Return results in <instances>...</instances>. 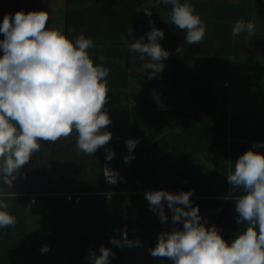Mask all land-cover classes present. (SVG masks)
I'll use <instances>...</instances> for the list:
<instances>
[{
	"label": "crops",
	"instance_id": "1",
	"mask_svg": "<svg viewBox=\"0 0 264 264\" xmlns=\"http://www.w3.org/2000/svg\"><path fill=\"white\" fill-rule=\"evenodd\" d=\"M180 2L191 3L206 25L199 44L185 43V32L168 23L171 5L158 0H0V23L5 14L44 10L48 27H61L70 39L81 33L92 39L90 57L100 64L103 56L110 69L105 110L112 120L106 129L112 139L94 156L77 150L75 133L41 142L12 189L0 183L4 192L16 194L7 200L16 224L0 228V264H90L89 249L99 255L101 244L115 253L110 264H173L149 249L159 233L182 230L183 222L172 224L165 202L168 220L161 223L149 209L148 190H194L190 200L199 206L201 222L218 227L229 243L246 229V223L237 224L232 198L243 192H230L227 175L254 143L264 144V0ZM152 5L148 17L141 8ZM237 20L254 22L253 35L233 37ZM152 27L163 30L158 42L170 56L149 80L151 70L143 68L148 58L130 52L121 38L132 29L130 43L140 37L147 43ZM178 46L183 53L176 52ZM130 138L138 140L132 153L126 146ZM106 149L115 152L111 161ZM255 151L264 153V147ZM128 155L134 158L125 163ZM107 166L127 178L115 191L105 183ZM69 194L83 199L70 202ZM125 227L140 246L110 243L121 239Z\"/></svg>",
	"mask_w": 264,
	"mask_h": 264
},
{
	"label": "clouds",
	"instance_id": "2",
	"mask_svg": "<svg viewBox=\"0 0 264 264\" xmlns=\"http://www.w3.org/2000/svg\"><path fill=\"white\" fill-rule=\"evenodd\" d=\"M171 5L168 23L185 32V43L195 45L205 38L204 21L191 3L180 0H158ZM143 7L145 15L152 16V8ZM138 9L137 11H140ZM48 11H17L14 16L5 14L0 23V183L12 189L13 183L24 165L34 153L40 151L41 142L56 143L76 135L75 147L86 155L94 153L112 139L107 127L112 120L105 110L108 103L107 80L110 69L94 63L89 49L94 47L91 38L83 33L69 38L61 27H48ZM149 23H153L151 19ZM255 24L251 20H237L231 35H253ZM132 33L130 29L127 36ZM130 52L139 53L140 59L148 61L143 68L151 70V80L165 67L163 60L170 56L158 42L164 37L161 29L152 27L144 37L129 42ZM176 52L184 50L178 46ZM138 143L128 139L126 146L132 153ZM264 144L254 143L252 148L234 162V170L227 175L231 189H241L243 194L234 196L237 224H247L229 243L215 225L206 227L201 222L199 206L190 197L194 190L173 194L166 190H148L145 198L149 209L159 214L161 223L168 217L165 202L172 212L173 225L183 222L182 230L159 233L158 242L149 249L153 257L168 258L173 264H264V153L255 149ZM115 152L106 149L105 159L111 161ZM134 157H124L129 163ZM104 176L109 184L118 182V174L107 167ZM14 192L0 189V228L15 226L16 217L9 212L7 202ZM179 205V206H177ZM187 209V210H186ZM120 231V230H118ZM110 243L118 247L140 246L138 239L128 238L125 227L121 239L115 237ZM42 252L49 251L47 245ZM111 249L101 244L99 255L89 249L86 257L90 264H110Z\"/></svg>",
	"mask_w": 264,
	"mask_h": 264
},
{
	"label": "built area",
	"instance_id": "3",
	"mask_svg": "<svg viewBox=\"0 0 264 264\" xmlns=\"http://www.w3.org/2000/svg\"><path fill=\"white\" fill-rule=\"evenodd\" d=\"M228 85H229V83H224V86H228ZM107 168H108L110 171H112V172L118 174V182H117L116 184H109V183L107 182L105 176H104V178H105V183H106L111 189H113V191H115V189H116L120 184L126 182L127 178H126V176H125L120 170H118L117 168H115V167H113V166H107ZM82 199H83V198H82V195H80V194H79V195L69 194V195L67 196V200L70 201V202L79 203V202L82 201ZM226 199H228V198H226ZM35 201H36V199L33 198V199L31 200V203H35Z\"/></svg>",
	"mask_w": 264,
	"mask_h": 264
}]
</instances>
